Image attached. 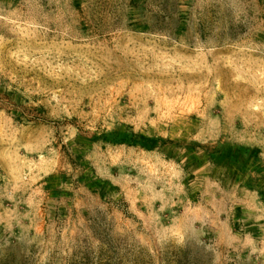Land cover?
I'll list each match as a JSON object with an SVG mask.
<instances>
[{
  "label": "rangeland",
  "instance_id": "rangeland-1",
  "mask_svg": "<svg viewBox=\"0 0 264 264\" xmlns=\"http://www.w3.org/2000/svg\"><path fill=\"white\" fill-rule=\"evenodd\" d=\"M0 264H264V0H0Z\"/></svg>",
  "mask_w": 264,
  "mask_h": 264
}]
</instances>
